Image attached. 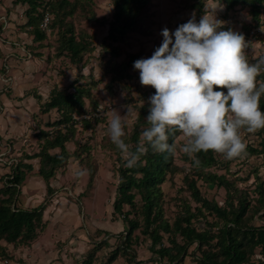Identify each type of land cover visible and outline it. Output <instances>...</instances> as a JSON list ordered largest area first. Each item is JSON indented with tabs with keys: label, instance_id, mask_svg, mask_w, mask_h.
I'll list each match as a JSON object with an SVG mask.
<instances>
[{
	"label": "rangeland",
	"instance_id": "374dc122",
	"mask_svg": "<svg viewBox=\"0 0 264 264\" xmlns=\"http://www.w3.org/2000/svg\"><path fill=\"white\" fill-rule=\"evenodd\" d=\"M218 4L221 7L216 9V18L225 22L221 30L242 33L250 43L246 50L248 59L255 62L264 55V7L259 20L253 21L247 8L236 6L226 12L216 0H150L134 16L131 28L122 38L113 41L108 37L113 22L111 2L78 0L73 3L72 14H67L70 7L64 12L59 10L56 17L51 14L55 27L46 30V39L39 44L29 42L28 37L17 36L19 31L23 33L27 6L14 4L13 0H0V177L10 171L11 164L21 158V154L38 151V144H42L36 137L39 131L49 133L58 128L49 125L57 121L59 114L42 111L53 88L68 93L75 86L90 90V99L84 101V118L90 119L85 120V127L83 123L75 126L72 138L65 144L72 156L49 180L48 192L45 182L40 184L39 176L34 172L38 165L36 159L27 161L33 166L27 177L33 179L27 191H24V181L15 192L12 206L21 209L43 204L42 228L27 244L12 247L0 243V264H81L92 251L93 264H106L125 230V224L112 208L118 184L117 168L120 159L124 158L106 134L108 116L111 109L120 110L122 115L127 105L134 109L128 119L125 138L132 146L130 136L134 125L141 112L146 120L148 98L155 93L151 86L141 85L139 71L133 68L131 60L149 58L162 42L160 33L164 27L175 31L193 14L198 22L205 14L206 6L213 9ZM67 26H72L75 36L91 44V51L83 56L81 63L71 64L65 54L57 52L59 33ZM255 132L241 130L246 145L258 146L261 138ZM186 139L180 134L174 141L177 146L174 164L183 171L166 175V181L160 186L163 218L170 223L181 211L183 200H189L182 181L189 165L182 161L183 152L180 150ZM216 156L228 166L226 169L216 167L212 171L226 174L232 181L237 180L235 185L249 192L251 201L258 198L253 190L257 183L255 175L264 179L263 158L247 155L243 159L227 160L222 154L216 153ZM84 169L87 173L78 176L77 172ZM197 186L207 199L223 203V189L201 181ZM190 204L194 206L192 201ZM262 212L264 209L254 217V225H264ZM104 240L108 245L97 249L96 244ZM149 244L147 239L138 235L128 255H118L109 264H130L129 259L157 264V257L148 250ZM182 264L193 263L187 257Z\"/></svg>",
	"mask_w": 264,
	"mask_h": 264
},
{
	"label": "trees",
	"instance_id": "16d2710c",
	"mask_svg": "<svg viewBox=\"0 0 264 264\" xmlns=\"http://www.w3.org/2000/svg\"><path fill=\"white\" fill-rule=\"evenodd\" d=\"M13 0L14 4L26 5V22L23 31L32 38L33 43H41L46 39V30L55 27V19L58 11L69 9L72 14L73 3L78 0ZM113 8V22L108 37L119 40L133 24L134 16L144 8L150 0H109ZM220 2L226 12L236 6L248 9L250 18L258 21L264 0H216ZM48 17L45 29L42 28L44 17ZM25 29V30H24ZM59 45L57 52L65 54L71 64L82 62L83 56L91 51V44L82 37L74 35L72 26H67L59 33ZM115 55V53L113 52ZM135 60H131L134 63ZM123 66L124 68L128 67ZM264 80V73L258 77ZM226 91V89H225ZM90 99V90L85 86H75L72 92L53 88L48 100L42 107L43 113L55 111L59 114L57 121L49 126H58L53 132L39 131L36 137L41 139L38 151L34 154H21L15 163L11 164L10 171L0 177V243L4 242L12 247L18 244H27L34 240L37 231L42 228V216L45 209L40 204L31 209H19L12 206L15 192L26 180L27 174L33 171L30 161L38 159L37 175L48 184L57 170L67 164L72 156L65 144L72 138L77 124L84 127L87 122L84 115V101ZM264 111V97L260 102ZM78 118L77 120L73 119ZM60 126H64L60 128ZM148 127L141 112L133 132L130 136L132 150L140 141L143 129ZM256 133V132H255ZM181 133H177L175 139ZM261 138L257 147L247 145V155H260L264 161V129L257 130ZM175 139L169 140L173 143ZM57 152H54L56 151ZM200 167L194 166L193 161L184 153L181 159L189 165L188 172L183 176L185 190L189 193V200H183L181 211L176 214L173 221L163 218L161 208V188L166 181V175H173L177 171H183L174 164V155L167 153H155L148 148L138 165L134 168L125 167V160L120 159L117 168L118 184L115 198L112 203L113 213L120 216L125 224L124 235L119 244L111 251L106 264H109L118 255H128V251L138 239V235L147 239L150 244L149 252L157 258V264H182L189 257L193 264H264V225H254L253 219L264 209V179L255 175L256 185L253 193L258 195L251 201L250 194L246 190L239 189L235 182L226 174H218L213 168H227L228 163L217 158L213 151L197 154ZM221 188L225 192L222 204L204 197L197 182ZM242 181V180H241ZM138 198V200H136ZM190 201L194 203L191 206ZM254 201L252 205L251 202ZM127 207V210L124 208ZM264 214V212H262ZM40 228V229H39ZM138 234L134 235V232ZM101 245H108L107 240L96 244L97 249ZM94 251L89 253L81 264H93ZM130 264H144L129 259Z\"/></svg>",
	"mask_w": 264,
	"mask_h": 264
},
{
	"label": "clouds",
	"instance_id": "9594fccd",
	"mask_svg": "<svg viewBox=\"0 0 264 264\" xmlns=\"http://www.w3.org/2000/svg\"><path fill=\"white\" fill-rule=\"evenodd\" d=\"M206 6L197 22L195 15L175 31L164 27L161 44L149 58L133 63L142 86L155 93L148 98V127L141 133L135 150L126 142L128 119L134 109L121 114L111 109L106 134L120 150L125 167L134 168L148 148L155 153L174 155L177 133L186 137L181 151L200 167L197 154L213 151L225 159H243L247 145L240 132L264 129V55L250 62V43L242 33L221 30L225 22L216 18L217 8ZM222 10V9H221ZM226 89V91H225ZM87 170L77 172L83 176Z\"/></svg>",
	"mask_w": 264,
	"mask_h": 264
},
{
	"label": "crops",
	"instance_id": "0c3cea01",
	"mask_svg": "<svg viewBox=\"0 0 264 264\" xmlns=\"http://www.w3.org/2000/svg\"><path fill=\"white\" fill-rule=\"evenodd\" d=\"M22 31H19V33L17 34V36L18 35H20V37H24L25 36V38L26 37H28V39H29V42H31L32 43V38L31 37H29V35L27 34V33H25L24 31H23V33H21ZM25 151V150H24ZM23 153V152H22ZM31 161V160H30ZM36 161H37V163H38V159H36ZM25 162H27V161H25ZM37 167L35 168L36 170L34 171V172H37V168H38V165H36ZM31 179H33V178H31V177H26V180H25V183H26V186H25V190L24 191H27V187H28V184L30 183V181H31ZM39 179H40V184H44L43 183V181H42V179L39 177ZM23 189V188H22ZM21 193L23 194V192H22V190H21ZM24 195V194H23ZM22 195V197H24ZM33 207H35V206H33ZM32 207V208H33ZM23 209H31V208H25V207H22Z\"/></svg>",
	"mask_w": 264,
	"mask_h": 264
},
{
	"label": "built area",
	"instance_id": "2783aa9c",
	"mask_svg": "<svg viewBox=\"0 0 264 264\" xmlns=\"http://www.w3.org/2000/svg\"><path fill=\"white\" fill-rule=\"evenodd\" d=\"M47 23H48V17L45 16L44 19H43L42 27H46ZM83 117H85V116H83ZM73 119H74V120H77L78 118H75V117L73 116Z\"/></svg>",
	"mask_w": 264,
	"mask_h": 264
}]
</instances>
